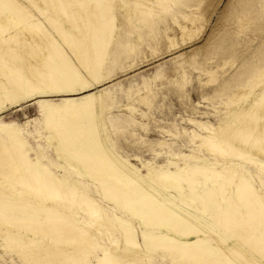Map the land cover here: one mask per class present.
I'll use <instances>...</instances> for the list:
<instances>
[{
  "label": "bare ground",
  "instance_id": "bare-ground-1",
  "mask_svg": "<svg viewBox=\"0 0 264 264\" xmlns=\"http://www.w3.org/2000/svg\"><path fill=\"white\" fill-rule=\"evenodd\" d=\"M194 1L0 0V76L9 85L14 78L20 81L16 91L0 83V115L27 102L56 96L62 100L59 105L49 104L43 121L57 142V175L16 126L1 129L5 139H0V245L6 252L17 251L19 257L32 260L30 264H60L61 259L65 264L86 263L84 258L93 253L88 248L99 236L113 243L95 264H134L129 258H140L143 249L159 253L161 259L174 252L175 264H264V179L256 177V186L237 163L221 168L217 161L193 156L168 162L174 171L149 163L138 169L116 155L104 135L102 117L107 106L99 88L105 80L96 70L102 67L103 51L111 39L110 23L118 21L121 28L132 31L133 13L151 31L166 28L168 20L184 43L185 37H195L203 16L198 12L183 15L176 5ZM254 1L237 2L241 29L253 17ZM152 15L158 21L154 27ZM142 37L140 33L138 41ZM174 42L170 39V51L177 46ZM234 44L224 38L214 49L235 59V76L252 78L249 102L213 127V136L197 137L196 143L222 158L249 154L264 174V51L257 55L258 64L263 65L248 70ZM17 60L31 75L20 74ZM238 90L239 96L246 93ZM119 107L131 115L135 112L131 103ZM83 114L91 116L87 124L67 137L68 119ZM256 157L261 161H255ZM190 160L194 161L191 166ZM72 177L90 182L95 195L114 205L122 249L104 209ZM228 197L231 203L222 208ZM77 212L82 213L83 222L77 221ZM36 236L43 238L38 247ZM48 239L50 244L44 241Z\"/></svg>",
  "mask_w": 264,
  "mask_h": 264
},
{
  "label": "rangeland",
  "instance_id": "rangeland-1",
  "mask_svg": "<svg viewBox=\"0 0 264 264\" xmlns=\"http://www.w3.org/2000/svg\"><path fill=\"white\" fill-rule=\"evenodd\" d=\"M237 2L238 0H195L182 7L176 5V9L183 15L198 12L203 16L202 26L196 33L197 36L194 34L195 37H192L194 40L192 38L187 40L185 37L184 43L181 41L182 34L168 20L166 28L159 26L160 28L151 31L146 29L147 24L145 25V22L142 24L139 16L133 13L132 23L135 29L132 31L121 28L118 21L110 23L114 30L112 28L109 37L111 39L108 40L109 43L103 51L102 67L96 70V75L105 80L99 88L105 97L104 102L107 106L102 117L105 123L104 135L108 147L116 155L127 159L138 169L149 163L153 166L167 167L169 171L175 169L174 166H167V163L182 156L198 157L208 162L217 161L221 168L228 167L232 162L237 163L241 170L249 173L254 185H258L256 180L258 177V179H264L263 172L258 164H255L254 159L248 156L249 154L238 158H222L216 154L212 156L207 153L201 143H196L197 137L213 136V127L217 128V125L229 116L230 112L238 111L242 104L249 102L247 95H249L252 78L246 75L235 76L233 73L238 71L235 59L229 53H219L214 48H217L222 39L226 38L237 45L235 48L237 54L244 57L245 67L248 70L251 66L258 68L264 64L257 62L259 58L257 55L264 51V0L254 1L255 13L253 12L250 22L243 23V29L239 24L240 9L236 11L239 8L236 7ZM234 7H236L235 10ZM109 11L111 15L115 13L112 5L109 6ZM151 20V25L154 27L158 22L157 16H153ZM180 23L183 24L181 20ZM140 33L143 37L139 42ZM170 39L177 44L171 51ZM150 46L153 50L149 48ZM16 63L20 66L22 76L31 75L30 70L26 69L21 61L17 60ZM1 78L0 83H3L9 90L12 87L15 89V86L20 83L14 78L12 79L14 83L9 85L6 78ZM241 88L246 93L239 96L240 94L237 95V93ZM259 90L256 89V91ZM15 95L22 97L18 92ZM61 103L60 97H50L36 103H24L0 115V139H5V136L1 134L2 128L16 126L23 138L39 155L40 160L55 175L58 174L56 168L60 162L56 151L57 142L53 140L43 121L49 104L59 105ZM128 103H131V107L135 109V116L127 110L120 109L119 106ZM90 117L83 114L76 120L69 118L67 121L69 129L66 136L71 137L75 128L87 124ZM261 159V157H256L255 161H261ZM193 163L192 160L188 161L190 166ZM72 178L84 184L87 195L98 201L104 209L122 249L123 238L114 220V205L106 202L101 196L95 195L90 182L77 177ZM165 193L161 195L164 196ZM224 200L225 202L221 203L222 208H226L232 199L228 197ZM209 213L211 214L212 211L207 212L206 216H210ZM76 218L77 221L83 222L84 217L81 212H77ZM135 227L139 231L138 223H135ZM42 240L41 236H36L37 247L41 245ZM44 241L47 244L51 243L49 239ZM95 241L93 248H88L89 251L93 250V253H89V257L84 258L83 261L86 263L79 262V264H95L102 252L113 243L109 237L95 236ZM174 255V252H171L167 254L168 257L161 259L162 255L159 253L153 251L148 253L143 249V255L140 258H129V262L175 264L173 263ZM31 261L22 256L19 257L15 250L6 252L2 244L0 245V264H30ZM62 262L65 264L63 259L60 260V264Z\"/></svg>",
  "mask_w": 264,
  "mask_h": 264
}]
</instances>
